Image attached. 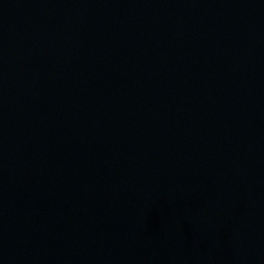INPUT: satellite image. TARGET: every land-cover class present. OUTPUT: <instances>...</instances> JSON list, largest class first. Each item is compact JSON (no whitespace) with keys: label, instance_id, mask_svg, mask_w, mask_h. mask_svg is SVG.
Here are the masks:
<instances>
[{"label":"water","instance_id":"water-1","mask_svg":"<svg viewBox=\"0 0 264 264\" xmlns=\"http://www.w3.org/2000/svg\"><path fill=\"white\" fill-rule=\"evenodd\" d=\"M264 99V0H151Z\"/></svg>","mask_w":264,"mask_h":264}]
</instances>
